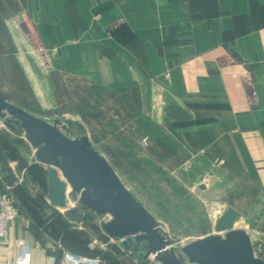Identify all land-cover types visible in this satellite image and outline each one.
I'll return each mask as SVG.
<instances>
[{
	"label": "rangeland",
	"instance_id": "1",
	"mask_svg": "<svg viewBox=\"0 0 264 264\" xmlns=\"http://www.w3.org/2000/svg\"><path fill=\"white\" fill-rule=\"evenodd\" d=\"M21 3L0 0V95L47 120L71 139L86 135L156 218L161 233L171 238L178 258L187 261L182 247L213 233L215 220L231 206L241 213L238 228L248 233L255 255L264 259V177L257 175L261 170L252 168L249 161L229 158L223 144L230 133L225 127L229 123L220 119L225 128L216 124L225 115L222 110L227 103L205 100L183 104L167 96L150 97L131 83L99 88L67 78L55 82L57 102L50 98L41 105L5 29V19L22 13ZM250 99L257 105L255 94ZM7 122L0 120V154L4 150L8 159L7 165L0 166V191L13 197L19 216L54 219L40 224L39 233L51 243L61 235L62 243L72 249L64 253L74 250L108 264H160L152 255L140 261L130 251L116 254L90 226L70 218L67 210L83 207L78 201L71 203L69 196L67 210L44 211L39 199L46 186V166L35 159L22 129L11 119ZM108 217L97 216L93 222L99 224ZM110 244L120 242L112 240Z\"/></svg>",
	"mask_w": 264,
	"mask_h": 264
},
{
	"label": "crops",
	"instance_id": "2",
	"mask_svg": "<svg viewBox=\"0 0 264 264\" xmlns=\"http://www.w3.org/2000/svg\"><path fill=\"white\" fill-rule=\"evenodd\" d=\"M19 12L5 29L41 105L57 102L55 82L67 78L99 88L131 83L183 104L224 100L216 124L230 128L229 158L249 161L264 177V0H22ZM6 161L3 150L0 166ZM44 180L45 211L56 207L48 173ZM53 220L20 215L0 241V264H15L21 238L31 243V264H61L71 247L61 235L51 243L39 233Z\"/></svg>",
	"mask_w": 264,
	"mask_h": 264
},
{
	"label": "water",
	"instance_id": "3",
	"mask_svg": "<svg viewBox=\"0 0 264 264\" xmlns=\"http://www.w3.org/2000/svg\"><path fill=\"white\" fill-rule=\"evenodd\" d=\"M9 119L22 129L35 159L46 166L51 205L67 210L68 196L78 201L83 208L67 210L70 218L90 226L116 254L130 251L140 261L152 255L160 264H264V259L255 255L248 233L235 228L241 213L231 206L215 220L213 233L182 247L187 261L178 258L171 238L161 233L156 218L86 135L71 139L47 120L0 95V120L7 125ZM105 215L109 217L99 224L93 222ZM112 240L120 244H110Z\"/></svg>",
	"mask_w": 264,
	"mask_h": 264
},
{
	"label": "built area",
	"instance_id": "4",
	"mask_svg": "<svg viewBox=\"0 0 264 264\" xmlns=\"http://www.w3.org/2000/svg\"><path fill=\"white\" fill-rule=\"evenodd\" d=\"M19 208L15 204L13 197L8 192L0 191V241L8 237L11 224L19 216ZM31 243L21 238L17 243V253L15 264H31L32 262ZM61 264H108L88 259L80 254L65 251Z\"/></svg>",
	"mask_w": 264,
	"mask_h": 264
},
{
	"label": "bare ground",
	"instance_id": "5",
	"mask_svg": "<svg viewBox=\"0 0 264 264\" xmlns=\"http://www.w3.org/2000/svg\"><path fill=\"white\" fill-rule=\"evenodd\" d=\"M4 127V126H3ZM68 191H69V188H68ZM69 193V192H67ZM71 200V199H70ZM66 201H67V205H71L69 202H68V197L66 198ZM72 201V200H71ZM63 210V209H62ZM238 225H239V220L235 222V228H238Z\"/></svg>",
	"mask_w": 264,
	"mask_h": 264
},
{
	"label": "trees",
	"instance_id": "6",
	"mask_svg": "<svg viewBox=\"0 0 264 264\" xmlns=\"http://www.w3.org/2000/svg\"><path fill=\"white\" fill-rule=\"evenodd\" d=\"M73 252V251H72Z\"/></svg>",
	"mask_w": 264,
	"mask_h": 264
}]
</instances>
